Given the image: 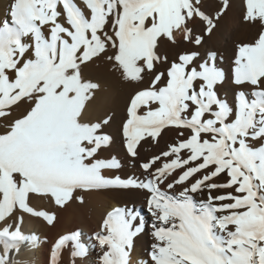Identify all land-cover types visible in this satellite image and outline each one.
<instances>
[{"label":"snow or ice","instance_id":"6c2138e0","mask_svg":"<svg viewBox=\"0 0 264 264\" xmlns=\"http://www.w3.org/2000/svg\"><path fill=\"white\" fill-rule=\"evenodd\" d=\"M84 2L90 16L74 0H12L8 17L0 21V117L24 99L33 102L0 134V220L18 205L51 224L54 215L29 207V193H50L63 206L77 188L135 186L151 193L148 207L157 222L152 264H264V144L249 143L264 140V31L254 43L238 46L234 83L250 84L253 91L252 99L240 91L233 107L216 91L225 76L215 52L197 64L199 53L185 51L166 72L155 68L161 37L175 44L181 33L185 42L199 46L203 37L189 22L199 17L208 34L216 27L200 0ZM244 19L264 22V0H246ZM110 48L115 53L107 59L126 79L142 81L145 73H154L151 85L130 98L122 126L127 153L136 157L140 141L159 137L166 127L190 133L142 164L146 182L105 176L103 170L121 167L115 156L97 158L112 143L103 131L111 117L95 123L82 119L86 102L100 87L83 77L82 68ZM222 174L226 181L217 183ZM205 191L206 199L193 195ZM142 227L133 210L108 212L94 234L102 249L100 264H130L133 238ZM80 235L57 240L53 264L69 241L74 256L87 255ZM25 239L19 223L0 229V264H12L10 253Z\"/></svg>","mask_w":264,"mask_h":264},{"label":"bare ground","instance_id":"6f19581e","mask_svg":"<svg viewBox=\"0 0 264 264\" xmlns=\"http://www.w3.org/2000/svg\"><path fill=\"white\" fill-rule=\"evenodd\" d=\"M74 2L82 9L85 15L90 16V10L86 7L84 0H74ZM11 3L12 0H0V21L8 17ZM199 7L206 15L213 18L216 24L214 30L210 34L206 33V22L197 17L189 22V26L193 28L195 35L203 37L201 45L197 46L193 43L185 42L181 33L176 34L177 43L175 44L170 42L166 37H161L157 48V55L161 57V62L155 65L156 71L166 72L171 63L177 61L178 56L185 51L199 53V58L196 60L197 64L206 60L209 52H215L217 54L215 63L225 76L223 82L216 85L217 94L219 98L226 100L231 106L236 107L238 104L237 94L240 91L247 93L249 99H252L251 93L253 91V86L250 84L236 85L234 83V62L238 54V46L247 42L254 43L258 33L264 31V22H261L259 19L256 21H246L244 19L246 0H228V7L226 9H224V1L219 5L216 0H201ZM58 10L63 12L62 6ZM217 14H219L218 18ZM60 22L65 23L63 15L60 17ZM110 30L111 28L109 27ZM114 53L115 49L110 48L82 68L83 77L100 86L86 102L82 119L85 122L95 123L109 116L111 117L109 124L104 126L103 131L112 137V143L102 149L98 153L97 158L109 159L115 156L120 161L121 167L103 170L105 176L110 178L118 176L122 180L131 178L138 183L141 181L146 182L149 175L142 168V164L152 157L167 151L169 145L177 143L180 139L187 138L190 133L186 129L166 127L162 129L159 137L155 139L145 136L137 146L138 155L136 157H131L127 153L122 126L128 118L127 108L129 101L131 96L137 90L139 91L142 82L152 73H145L142 81H131L123 76L122 69L118 67L121 73L120 78H122L125 84L131 85L127 95H125L126 97H123V103L118 104V98L122 92L118 83L111 80L97 79L89 75L90 64L104 61V59L114 55ZM165 57L167 58L166 61L163 59ZM112 63L114 64V68H116L115 62L113 61ZM32 106V101L24 99L8 109L7 111L10 112V115L3 117L4 120L6 119V127L3 131H0V134L7 132L13 121L25 115ZM181 132L184 133L183 137L179 135ZM249 141L253 140L250 139ZM181 155L187 156L188 153L184 151ZM158 166L160 165L157 164ZM179 172V169L176 170L173 176H178ZM226 179L227 177L222 174L216 182L224 183ZM168 182H171V178ZM180 190L179 186L175 189L176 192ZM167 191L172 192L173 190ZM73 193L82 194L83 201L85 202V206L79 207L76 213L72 212L75 213L73 216L69 217L68 214L67 216L59 214L60 216L58 217L60 218L56 217L58 219H54L51 224L48 223L44 216H38L34 220L24 219L19 222L20 231L26 239L20 242L18 251L13 250L10 253L12 264H53L52 252L54 244L61 236L69 235L76 231H79L81 234L79 237L80 243L88 249L87 255L74 256L73 252L75 249L73 242L69 241L60 249L59 256L55 259V264H100L102 249L96 241L94 234L100 231V226L106 218L107 213L115 208L133 210L143 220L141 232L137 233L133 238L130 264H152L150 253L152 245L156 243L153 236V224L157 222L149 211L148 200L151 197L149 190L135 186H109L93 189L77 188ZM213 194L220 193L214 192ZM193 195L197 200H203L207 198L208 193L205 191ZM48 206L50 211L46 212L54 215L56 211L53 209V206L51 204H48ZM10 216L8 215L4 220H0V229L6 225H13V228L15 227V223L9 219L11 218ZM56 221L62 225H57ZM135 223L139 224L140 220L138 219ZM33 238H35V242H33ZM2 249L3 245L0 244V251Z\"/></svg>","mask_w":264,"mask_h":264},{"label":"rangeland","instance_id":"374dc122","mask_svg":"<svg viewBox=\"0 0 264 264\" xmlns=\"http://www.w3.org/2000/svg\"><path fill=\"white\" fill-rule=\"evenodd\" d=\"M201 1V0H200ZM224 0H216V2L220 5L223 3ZM248 43V42H247ZM245 43V44H247ZM106 61V62H105ZM109 61V62H108ZM113 61L108 60L107 58L104 59V61L102 60L101 62H96L98 63L96 65V63L90 64V70H89V75L91 77L97 78V79H103V80H108V81H115L116 83H118L119 88L121 89V96H119L118 98V104H122L124 98L126 97L125 95H127L131 85L129 84H125L124 81L122 80V78H120L121 73L118 70V66L116 68H114V64L112 63ZM92 65V66H91ZM113 65V67H112ZM103 68V69H102ZM110 68V69H109ZM98 69V70H97ZM116 69V70H115ZM104 70V71H103ZM97 71V72H96ZM103 73V74H102ZM97 74V75H96ZM114 74V75H113ZM120 74V75H119ZM153 74H150L149 77L144 80L142 82V84L140 85L141 87H139V90L147 88L151 85L152 79H153ZM100 76V77H99ZM151 77V79H150ZM108 78V79H107ZM150 79V80H149ZM121 80V81H120ZM149 81V82H148ZM121 82V83H120ZM162 86V85H161ZM128 88V89H127ZM127 90V91H126ZM138 91V90H137ZM136 91V92H137ZM135 94V93H134ZM124 97V98H123ZM122 99V100H121ZM28 112V111H27ZM26 112V113H27ZM6 120V119H5ZM3 119V117H0V131H3L4 128L6 127V122ZM250 145L252 147H259L261 144H264L263 140H253V141H249ZM45 196V197H44ZM80 197H83L82 194H77V193H72V197L69 201H67L63 206L61 205H57L55 202V198L53 196H51L50 193H29L28 195V200L26 201L27 204L29 205V207H31L34 212H46V211H50L48 204H51L53 206V209L56 211V213L54 214L55 216V220L60 218L58 216L61 215H65L69 217L73 216V214L76 213L77 209L82 208V206H85V202L82 200V202L80 201ZM36 198V199H35ZM46 198V200H45ZM48 199V200H47ZM81 203H80V202ZM33 202V203H32ZM38 202V203H37ZM46 203V204H45ZM71 204V205H70ZM78 204V205H77ZM82 204V205H81ZM46 205V206H45ZM75 207H73V206ZM40 206V207H39ZM66 206V207H65ZM71 206V207H70ZM75 208V209H74ZM40 209V210H39ZM59 210V211H58ZM63 210V211H62ZM66 210V212H65ZM68 210V211H67ZM72 210V211H71ZM62 211V213H61ZM75 213H72V212ZM58 212V213H57ZM68 212V213H67ZM57 214V215H56ZM11 218H9L11 220V222L13 221L15 224L19 223L24 219H29V220H34L36 217H38V215L35 214H31L27 211H24L23 209H20L19 206H16L15 209H13L11 214H8ZM6 215V217L8 216ZM58 217V218H56ZM31 218V219H30ZM57 225L60 224V222H57ZM62 225V224H60Z\"/></svg>","mask_w":264,"mask_h":264}]
</instances>
